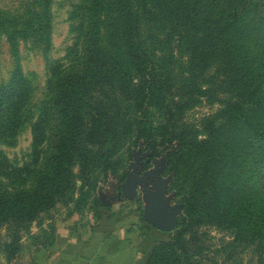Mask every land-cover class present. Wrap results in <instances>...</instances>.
<instances>
[{
    "label": "trees",
    "instance_id": "1",
    "mask_svg": "<svg viewBox=\"0 0 264 264\" xmlns=\"http://www.w3.org/2000/svg\"><path fill=\"white\" fill-rule=\"evenodd\" d=\"M22 7L23 29L0 11V33L12 47L22 38L48 50L49 0ZM85 9L69 62L49 65L33 163L0 160V264L17 259L26 236L51 246V212L86 202L134 151L163 157L185 183L180 221L146 264H264V0H89ZM33 94L21 67L0 86V142L31 120ZM202 104L218 108L189 121ZM212 228L227 235L217 249Z\"/></svg>",
    "mask_w": 264,
    "mask_h": 264
},
{
    "label": "rangeland",
    "instance_id": "2",
    "mask_svg": "<svg viewBox=\"0 0 264 264\" xmlns=\"http://www.w3.org/2000/svg\"><path fill=\"white\" fill-rule=\"evenodd\" d=\"M23 1L29 0H0L3 17L15 21L8 27L23 29L19 24ZM88 3L89 0H49L47 19L50 18L51 33L48 50H45V44L39 47L31 40L22 38H17V47H12L9 38L0 33V86L9 83L17 67H21L34 89L31 120L20 129L14 140L0 142V160H8L14 167L33 163L35 150L32 123L43 114L49 97V65L58 61L64 64L69 62V48L75 45L78 36L75 28L83 21ZM26 17L32 15L27 13ZM36 18L32 17V26H44ZM217 108L216 105L211 107L202 104L189 114L188 120H199ZM134 152L133 159L126 162L116 178H104L95 194L86 202L59 205L51 212V219L45 221V225L51 223L55 227L51 246L43 247L26 236L20 254L11 264H146L152 250L161 242L169 241L172 232L160 231L144 219L148 202L142 185L137 187L133 199L125 196L121 186L129 173L137 177H144L147 173L146 178H152L158 170L157 180H151L148 186L156 192L154 184L164 183L170 207H175L182 204L185 183L180 176L171 172L163 157L153 156L149 151L145 154L144 162H139L137 152ZM199 165L200 162L195 163L194 167L198 169ZM182 214L183 209L177 217L178 222ZM31 233H40L39 227L35 225ZM226 236L212 228L209 230L208 243L217 249ZM41 241L45 240L42 238ZM222 260L221 257L216 258L219 264Z\"/></svg>",
    "mask_w": 264,
    "mask_h": 264
},
{
    "label": "water",
    "instance_id": "3",
    "mask_svg": "<svg viewBox=\"0 0 264 264\" xmlns=\"http://www.w3.org/2000/svg\"><path fill=\"white\" fill-rule=\"evenodd\" d=\"M147 175L146 173L144 177H137L134 173H129L127 180L121 186V190L128 199H133L136 196L137 187L142 185L148 202L144 219L160 231L173 232L177 227V217L182 213L184 205L170 207L169 199L165 196L166 186L164 183L156 182L154 184L156 192L146 189Z\"/></svg>",
    "mask_w": 264,
    "mask_h": 264
},
{
    "label": "flooded vegetation",
    "instance_id": "4",
    "mask_svg": "<svg viewBox=\"0 0 264 264\" xmlns=\"http://www.w3.org/2000/svg\"><path fill=\"white\" fill-rule=\"evenodd\" d=\"M139 162H142L144 159H140L139 158ZM144 162V161H143ZM158 177V170H156L155 171V173H153V175H152V178H150V177H147V184H146V189H148V190H150V188H149V186H148V183L151 181V180H157L156 178ZM126 196V195H125ZM104 200V199H103Z\"/></svg>",
    "mask_w": 264,
    "mask_h": 264
},
{
    "label": "crops",
    "instance_id": "5",
    "mask_svg": "<svg viewBox=\"0 0 264 264\" xmlns=\"http://www.w3.org/2000/svg\"><path fill=\"white\" fill-rule=\"evenodd\" d=\"M52 260H53V259H52ZM52 262H54V260H53ZM52 262H51V263H52Z\"/></svg>",
    "mask_w": 264,
    "mask_h": 264
}]
</instances>
